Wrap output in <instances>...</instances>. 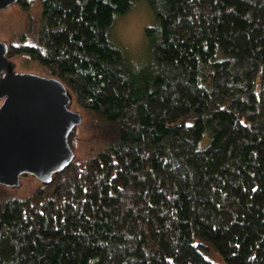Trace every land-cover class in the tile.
I'll return each mask as SVG.
<instances>
[{"label": "trees", "instance_id": "trees-1", "mask_svg": "<svg viewBox=\"0 0 264 264\" xmlns=\"http://www.w3.org/2000/svg\"><path fill=\"white\" fill-rule=\"evenodd\" d=\"M138 1L135 63L110 30ZM38 4L7 58L62 82L102 150L0 196V264H264V0Z\"/></svg>", "mask_w": 264, "mask_h": 264}, {"label": "water", "instance_id": "water-1", "mask_svg": "<svg viewBox=\"0 0 264 264\" xmlns=\"http://www.w3.org/2000/svg\"><path fill=\"white\" fill-rule=\"evenodd\" d=\"M18 0H0V12ZM0 41V186L17 187L23 175L46 183L73 162L71 132L81 116L62 82L15 71Z\"/></svg>", "mask_w": 264, "mask_h": 264}, {"label": "rangeland", "instance_id": "rangeland-1", "mask_svg": "<svg viewBox=\"0 0 264 264\" xmlns=\"http://www.w3.org/2000/svg\"><path fill=\"white\" fill-rule=\"evenodd\" d=\"M33 3L28 12H20L15 5L8 7L0 12V41H5L8 37L16 38V35H22L24 39L35 30L38 23V12L40 0H28ZM154 26L152 14L147 9L143 1L134 3L130 12L117 18L110 30V39L116 47L135 63L139 62L144 52L145 38L144 30ZM10 43H16L14 39ZM29 40V39H28ZM22 42V40H20ZM14 62L15 71L19 73H30L38 76H47L37 64L26 58H17ZM70 110L77 112L81 116V124L77 126L73 133L74 153L73 160L84 161L102 150L98 138L91 132L90 121L85 112L80 111L74 104H71ZM44 182L31 175H23L19 179L17 187L0 186V196H10L18 199L25 198L32 194L36 189L42 187ZM217 264H224L221 259H213Z\"/></svg>", "mask_w": 264, "mask_h": 264}, {"label": "flooded vegetation", "instance_id": "flooded-vegetation-1", "mask_svg": "<svg viewBox=\"0 0 264 264\" xmlns=\"http://www.w3.org/2000/svg\"><path fill=\"white\" fill-rule=\"evenodd\" d=\"M14 66H16V65L14 64ZM43 77H46V76H43Z\"/></svg>", "mask_w": 264, "mask_h": 264}]
</instances>
